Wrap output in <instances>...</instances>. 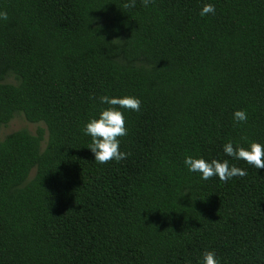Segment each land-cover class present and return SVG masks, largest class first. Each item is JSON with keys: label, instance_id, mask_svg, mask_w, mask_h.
<instances>
[{"label": "trees", "instance_id": "obj_1", "mask_svg": "<svg viewBox=\"0 0 264 264\" xmlns=\"http://www.w3.org/2000/svg\"><path fill=\"white\" fill-rule=\"evenodd\" d=\"M127 2L0 0V125L47 132L0 140V264H264V169L222 152L264 144V0ZM101 95L141 101L118 163L82 132ZM186 155L247 175L201 180Z\"/></svg>", "mask_w": 264, "mask_h": 264}, {"label": "clouds", "instance_id": "obj_2", "mask_svg": "<svg viewBox=\"0 0 264 264\" xmlns=\"http://www.w3.org/2000/svg\"><path fill=\"white\" fill-rule=\"evenodd\" d=\"M152 2L153 0H140L143 7H148ZM135 5L136 0H128L125 7H135ZM198 14L201 17L214 15L215 6L211 3H204ZM7 19V12L0 10V21ZM97 99L100 105H107V107H101L94 116L90 117L84 124L82 132L91 138L88 149L97 163L104 164L108 161L118 163L128 155L120 150L119 138L126 136L128 132L122 110L139 111L141 101L138 97L130 95H101ZM232 119L235 123H243L247 121L248 115L245 110L238 109L232 113ZM222 152L227 157L242 160L255 169H264V144L250 142L247 147H244L228 141L222 145ZM183 165L188 172L198 173L201 180H208L215 176L219 181L227 182L234 176L247 175L246 170L235 165L230 166L227 159L205 160L203 157L186 155ZM197 264H220V260L214 251L206 250L198 259Z\"/></svg>", "mask_w": 264, "mask_h": 264}, {"label": "rangeland", "instance_id": "obj_3", "mask_svg": "<svg viewBox=\"0 0 264 264\" xmlns=\"http://www.w3.org/2000/svg\"><path fill=\"white\" fill-rule=\"evenodd\" d=\"M8 81L13 82V79H8ZM20 129H25L31 134H36L39 129H42L44 131V136L43 141L41 142V146L44 147L47 139L45 125L41 122H29L24 118L22 114L15 115L6 125H0V140H2L6 134ZM32 174L33 170L31 171L30 175Z\"/></svg>", "mask_w": 264, "mask_h": 264}]
</instances>
